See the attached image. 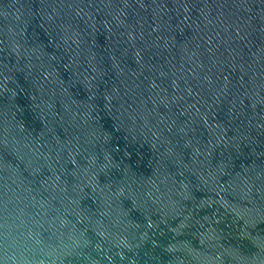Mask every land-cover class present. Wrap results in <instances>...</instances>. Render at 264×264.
Returning <instances> with one entry per match:
<instances>
[{
	"label": "water",
	"instance_id": "obj_1",
	"mask_svg": "<svg viewBox=\"0 0 264 264\" xmlns=\"http://www.w3.org/2000/svg\"><path fill=\"white\" fill-rule=\"evenodd\" d=\"M0 264H264V0H0Z\"/></svg>",
	"mask_w": 264,
	"mask_h": 264
}]
</instances>
